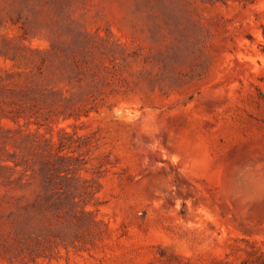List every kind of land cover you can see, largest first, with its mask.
I'll use <instances>...</instances> for the list:
<instances>
[{
  "label": "rangeland",
  "instance_id": "374dc122",
  "mask_svg": "<svg viewBox=\"0 0 264 264\" xmlns=\"http://www.w3.org/2000/svg\"><path fill=\"white\" fill-rule=\"evenodd\" d=\"M263 25L264 0H0V264H262Z\"/></svg>",
  "mask_w": 264,
  "mask_h": 264
},
{
  "label": "trees",
  "instance_id": "16d2710c",
  "mask_svg": "<svg viewBox=\"0 0 264 264\" xmlns=\"http://www.w3.org/2000/svg\"><path fill=\"white\" fill-rule=\"evenodd\" d=\"M262 32H263V37H264V25L262 27ZM264 46V44H263ZM27 76V79H28V84L26 85V89H25V92L23 93V100L22 101H26L25 104H30L32 108H35L37 105L36 103L39 102L41 99H45V94L44 92L40 93V94H34L37 90V84H35L31 78V75L30 74H26ZM0 79H2L0 77ZM4 80L2 79L1 82H3ZM3 87L2 85H0V90H2ZM2 92V91H0ZM2 97V94H0V98ZM21 117V116H20ZM0 119H7V115L4 114ZM15 120V118H13ZM1 128V126H0ZM1 133V132H0ZM261 258L263 260V263L264 264V253H262L261 255Z\"/></svg>",
  "mask_w": 264,
  "mask_h": 264
}]
</instances>
